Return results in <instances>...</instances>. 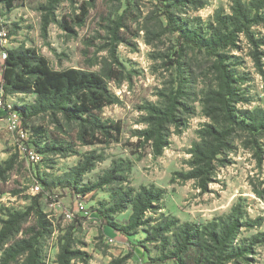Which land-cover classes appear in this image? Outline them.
<instances>
[{"label":"rangeland","instance_id":"rangeland-1","mask_svg":"<svg viewBox=\"0 0 264 264\" xmlns=\"http://www.w3.org/2000/svg\"><path fill=\"white\" fill-rule=\"evenodd\" d=\"M204 7L189 10L187 18L203 24L213 22L218 10L231 13L233 0H202ZM47 20V21H46ZM0 22L6 36L0 39V78L3 48L35 49L55 70L75 68L104 75L115 103L101 112L103 122H120L119 141L108 145H83L77 139L79 123H69L50 115L31 119L23 129H10V116L0 109V164L17 155V162L0 181V210H25L32 198L41 196L40 204L51 223V233L44 241L43 264H56L59 246L70 238L73 247L85 252L84 260L72 264H157L159 252L146 243L144 228L133 236H125L107 227L96 211L103 201H110L112 187L79 197L60 188L49 192L43 185L34 192L35 179L51 181L82 163L88 156L103 157L84 177V183L95 182L112 162L123 159L132 163L128 175L131 187L155 185L164 189L160 213L177 217L181 222L205 225L219 217H227L240 205L244 221L250 226L240 231L238 240L264 232V134L258 137L261 149L259 163L251 147V137L239 133L233 150L222 163L216 164L212 182L203 192L195 180L183 181L177 173H189L191 150L198 143L200 130L211 119L205 114L203 101L215 86L212 60L198 51L188 50L178 59L176 36L165 32V20L155 2L150 0H23L9 11L0 5ZM256 39L264 40V27L253 29ZM118 38L114 40V37ZM255 48L242 37L239 49L230 52V62L239 75L245 101L239 109H264V46L258 49L261 61L254 59ZM182 86L181 102L184 126L181 132L170 126L169 146L155 157L140 133L149 128L152 107H162L167 96ZM12 106L30 104L34 95H16L8 99ZM40 128L46 131L43 138ZM23 132L24 135L21 134ZM56 138L67 143L60 153L40 152ZM31 149L43 155L39 164L29 163L24 156ZM83 202L86 211H79ZM68 212L74 216L68 218ZM131 211L116 216L127 221ZM253 221H259L256 227ZM26 226H29L26 225ZM254 226V227H253ZM1 256V255H0ZM160 264V263H158ZM161 264H174L173 262ZM228 264H264V245L254 247L249 262Z\"/></svg>","mask_w":264,"mask_h":264},{"label":"trees","instance_id":"trees-1","mask_svg":"<svg viewBox=\"0 0 264 264\" xmlns=\"http://www.w3.org/2000/svg\"><path fill=\"white\" fill-rule=\"evenodd\" d=\"M22 1L0 0V5L11 11L16 3ZM150 1L155 2L161 11L166 24L165 32L176 36L178 59L175 63L181 66V59L190 49L212 60L215 86L208 90L203 101L205 114L212 122L200 130V140L191 150L192 170L187 174L177 173L183 181L195 180L205 192L212 182L216 164L222 163V157L233 150L237 134L243 133L252 138L251 147L259 163L263 161L258 137L264 134V109L238 108L245 98L240 77L230 62L229 54L239 49L243 37L255 48L254 59L260 64L258 49L264 46V40L256 39L253 29L264 27V0H233L231 13L220 9L213 22L208 24L186 16L189 10L203 8L202 0ZM0 31H3L1 22ZM117 38L115 36L114 40ZM6 52L7 58L1 66L6 94L35 96L30 104L14 106L23 129L31 119L48 114L56 124L59 117L69 123H79L81 128L77 139L83 145H108L119 141L121 123H107L101 119L103 109L115 103L103 74L75 68L55 70L47 58L35 49H7ZM182 88L180 86L177 91H172L164 106L150 109L149 128L140 133V138L151 146L155 157L162 156L169 146V127H175L180 133L184 126L182 111L188 108L181 102ZM40 131L47 139L46 131L42 128ZM68 149L65 141L56 138L53 142L48 141L40 152L60 154ZM17 158L14 155L0 164V181L14 169ZM101 160V156H88L62 176L51 181L37 177L35 182L49 192L57 188L68 189L79 197L112 187L110 201L101 202L96 210L103 223L125 236H133L144 228L146 237L141 246L149 243L157 248L159 256L153 261L157 264L249 262L254 247L264 245V232L238 240L243 228L252 227L244 221L240 205L235 206L227 217L216 218L205 225L181 222L179 218L163 213L157 217L148 216L149 213H159L165 191L155 185L141 186L139 190L131 187L128 180L132 170L130 161L115 160L95 182L84 183V177L94 168L95 161ZM40 198L33 197L25 210L1 208L0 264H43L42 242L50 235L52 225L41 208ZM128 210L131 214L127 221L120 223L115 219ZM253 223L256 227L261 226L259 221ZM59 249L56 264H72L75 260H84L86 255L73 247L70 238H65Z\"/></svg>","mask_w":264,"mask_h":264},{"label":"built area","instance_id":"built-area-1","mask_svg":"<svg viewBox=\"0 0 264 264\" xmlns=\"http://www.w3.org/2000/svg\"><path fill=\"white\" fill-rule=\"evenodd\" d=\"M6 36V33L3 31H0V39H3ZM3 53H2V62L5 61V59L7 58V48H3ZM2 76V75H1ZM11 96H16V95H8L6 94L3 85H2V77L0 78V109L4 110L5 113H7L10 116V129H18L21 127L22 123L20 120V117L17 113V111L14 110V106H12V104L9 102V98H11ZM22 135L23 132H21ZM24 156L26 157L27 161L29 163L32 164H39L42 159H43V155L33 151L31 149L26 150V153L24 154ZM42 189V185L38 182H35L34 186H33V190L36 193H39ZM77 208L79 211L85 212L86 211V207L84 205L83 202H80L77 204ZM74 216V214L72 212H68L67 217L68 218H72Z\"/></svg>","mask_w":264,"mask_h":264}]
</instances>
